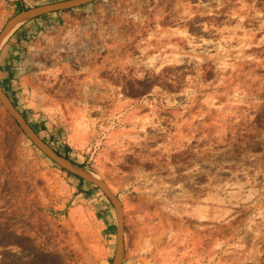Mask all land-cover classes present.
Here are the masks:
<instances>
[{"label":"rangeland","instance_id":"374dc122","mask_svg":"<svg viewBox=\"0 0 264 264\" xmlns=\"http://www.w3.org/2000/svg\"><path fill=\"white\" fill-rule=\"evenodd\" d=\"M24 12L0 264H264V0H0V35Z\"/></svg>","mask_w":264,"mask_h":264},{"label":"bare ground","instance_id":"6f19581e","mask_svg":"<svg viewBox=\"0 0 264 264\" xmlns=\"http://www.w3.org/2000/svg\"><path fill=\"white\" fill-rule=\"evenodd\" d=\"M27 15H29V12H24V13H20V14H18L16 17H14V18H12L10 21H9V23L7 24V26H6V28H4V31H3V33L0 35V44L2 43V41H3V39L9 34V32H11L15 27H17L26 17H27ZM8 37V36H7ZM50 49V48H49ZM55 49V48H54ZM52 51V50H51ZM53 52V51H52ZM51 52V53H52ZM57 52V51H56ZM38 54V53H37ZM36 54V55H37ZM49 51H43V53L41 54V55H39L38 56V59H39V62L38 63H36L35 64V66H36V68L37 69H39V70H41V71H44V70H42V69H45L46 68V64H47V59H48V57H49ZM57 54V53H56ZM55 55V54H54ZM58 56H59V54H57ZM52 56V55H51ZM62 56V55H61ZM57 57V56H56ZM56 57H55V59H56ZM64 57V56H63ZM37 58V57H36ZM40 58H43V62L41 61V59ZM47 58V59H46ZM66 58H68L67 56H66ZM78 58V57H77ZM77 58H76V62L79 60H77ZM92 59V58H91ZM63 64V63H62ZM81 64H82V62H81ZM45 73V72H44ZM47 75L45 76L46 78H47V76H48V73H46ZM50 74V73H49ZM55 74V73H54ZM54 77H56V76H54ZM48 79V78H47ZM58 80V79H57ZM45 84V83H44ZM46 84H49V80L46 82ZM45 84V85H46ZM52 84V83H51ZM51 84L49 85V88L47 87V85L45 86V87H39L40 89H41V91L42 90H44L46 87L48 88V89H50L51 88ZM43 85V84H42ZM36 89H38V88H36ZM47 89V90H48ZM62 89V88H61ZM58 90V89H57ZM35 92H37V90H34ZM44 91H46V90H44ZM56 91V90H55ZM61 91V90H60ZM59 91V92H60ZM64 91H65V89H64ZM41 93L42 92H40L39 91V95H41ZM37 94H38V92H37ZM45 94V93H44ZM43 94V95H44ZM38 96V95H37ZM42 97H44V96H42ZM46 97H44V99H45ZM7 100V99H6ZM17 116H20V115H17ZM21 117V116H20ZM63 162H65L67 165H69L71 168H73L74 170H76L77 172H79L80 174H83V175H88L89 174V171L87 170V169H85L84 167H80V166H78V165H75V164H73V163H71L70 161H68V160H66L65 158H63V157H59ZM83 237V236H82ZM86 237H89L88 235L86 236ZM86 237H84V238H86ZM87 239V238H86ZM84 240V239H83ZM83 247V246H82ZM81 247V248H82ZM80 248V247H79ZM86 249V248H85ZM83 250V249H82ZM81 251V250H80ZM85 250H83V252H84ZM91 251V250H90ZM82 253V252H81ZM85 253V252H84ZM76 254V253H75ZM83 254V253H82ZM78 255V254H77ZM86 255V254H85ZM87 255H89V253L87 254ZM87 255H86V257H87ZM73 256V255H72ZM94 256V255H93ZM82 257V256H81ZM89 257V256H88ZM91 259V258H90ZM68 257H65V259H64V261L62 262V264H70L68 261ZM73 262V261H72ZM115 264H118V262L117 263H115Z\"/></svg>","mask_w":264,"mask_h":264}]
</instances>
